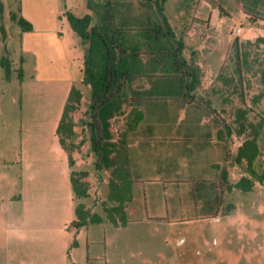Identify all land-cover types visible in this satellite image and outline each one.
<instances>
[{"label":"rangeland","instance_id":"obj_1","mask_svg":"<svg viewBox=\"0 0 264 264\" xmlns=\"http://www.w3.org/2000/svg\"><path fill=\"white\" fill-rule=\"evenodd\" d=\"M20 1L0 0V27L5 30L4 39L0 31V56L6 54L3 42L10 58L18 52L22 30L10 19V13L17 12ZM113 1L121 11L128 9L127 13L152 12L150 0ZM23 6L36 30L44 29L40 19L56 12L60 15L50 36L36 40L41 43L42 59L52 60L51 75L31 80L26 72L23 88L18 81L9 86L12 91L24 92L23 128L26 133L31 130L27 145L37 148L42 172L36 177L38 184L32 185L27 229L20 224L25 208L9 205L6 216L14 222L7 233L0 231V264H264V182L253 178L244 163L234 161L238 146L252 136L250 125L256 126L264 118V44L256 42L257 37L264 36V0L248 9L242 0L164 3L169 23L185 42V57L199 67L200 85L190 104L164 98L142 105L144 119L135 130H127L124 115L111 119L110 131L118 142L116 164L129 168L125 159L129 152L131 164H135L130 177L132 199L124 205V216L117 210V225L108 220L106 211L113 205L104 182L110 173L96 168L85 124L90 88L81 82L83 46L63 15L66 9L79 15L89 12L86 0H23ZM34 33L35 37L40 35ZM19 66V62L11 66L14 77ZM72 85L81 90L82 98L71 113L75 135L65 141L76 162L73 168L87 172L82 178L88 191L83 205L90 213L79 228L71 223L76 219L74 213L68 216L67 185L70 193L72 190L69 184L63 188L52 148L56 137L52 122L57 113L59 120ZM141 85L148 86L143 80L132 83L133 87ZM33 107L35 132L28 124ZM239 109L245 110L241 133ZM12 110L11 155L21 135V119L17 134ZM188 123L196 127L189 128ZM256 130L259 155L253 168L260 174L264 168V125L256 126ZM223 169L230 184L241 176L251 177L252 189L228 191L220 178ZM195 187L197 197L192 198L190 192ZM228 205H232L229 210ZM93 211L100 222H90ZM16 215L20 220L14 219ZM21 235L25 240H20Z\"/></svg>","mask_w":264,"mask_h":264},{"label":"trees","instance_id":"obj_2","mask_svg":"<svg viewBox=\"0 0 264 264\" xmlns=\"http://www.w3.org/2000/svg\"><path fill=\"white\" fill-rule=\"evenodd\" d=\"M152 12L149 10L139 13H127L128 9L121 11L119 4L113 0L97 2L86 0L89 12L76 15L70 10H65L71 29L80 37L83 46V85L90 88V101L86 110L88 120L85 124L89 128L90 144L92 151L97 156L96 168H111L109 179V200L113 197L118 202L115 207L107 208V218L117 225L114 215L117 210L125 215V203L130 202L131 179L123 165H117L110 155L117 143L112 141L110 121L116 115H124L127 130H135L144 119L142 105L150 100L157 101L164 98H175L185 104H190L196 98L195 91L200 85L199 67L191 63L184 54L185 42L177 37L173 27L169 23L164 12L166 0H150ZM249 8H256L261 0H242ZM149 3V2H148ZM2 4H0V13ZM17 12L10 13V19L15 22L22 31H31L32 24ZM1 36L5 37L3 26L0 27ZM256 42L264 44V36L256 38ZM4 47V52H5ZM238 55V53L236 52ZM0 65L3 68L4 78L11 75V64L2 55ZM239 68L235 72L239 74ZM22 69L18 68L17 79L22 80ZM261 79L264 82V70L261 71ZM143 80V85L133 87L132 83ZM140 88V89H139ZM81 90L72 85L69 89L61 116L56 128V135L62 149L67 152L68 164L71 167L70 182L75 200L88 196L86 182L82 181L87 175L86 171L72 169L74 160L66 147V138L75 135L71 113L81 103ZM129 107L125 111L124 107ZM237 115L240 130L244 126L245 110L239 109ZM264 125L262 118L256 126ZM252 136L246 138L238 146L234 161L236 164H245L249 174L260 183L264 182V168L257 174L253 168V162L259 155L257 143L258 131L255 125H250ZM225 128L228 131V126ZM229 132V131H228ZM220 134V132H219ZM71 149V148H70ZM115 162V163H114ZM228 172L223 169L220 178L228 191L233 188L244 192L250 191L254 180L251 177L241 176L233 184L228 183ZM198 187V186H197ZM195 191H191L192 198L197 197ZM203 185L200 190L203 189ZM205 205L208 201L204 202ZM232 205H228V210ZM214 214V213H213ZM75 216L71 223L75 228L86 224L90 217L83 203L75 205ZM90 221H98L97 215H92ZM76 245L74 241L72 246Z\"/></svg>","mask_w":264,"mask_h":264},{"label":"crops","instance_id":"obj_3","mask_svg":"<svg viewBox=\"0 0 264 264\" xmlns=\"http://www.w3.org/2000/svg\"><path fill=\"white\" fill-rule=\"evenodd\" d=\"M67 7L69 8V6ZM70 11L76 15H79L75 13V11H72V10ZM19 13L22 17H24L25 19H28L31 22L32 30L19 32L20 41L17 45L18 52L14 54V58H10V55L8 56L9 50L7 48V45L4 44V42H3L2 48L4 50V47H5V50H6L5 57L9 60L11 66L13 65V63L19 62V65H20L19 67H21L22 69V75H23L22 80L19 81L17 79V75L15 76L16 78L14 77V75L12 74V68H11L10 78L5 79L3 68L0 65V70H1L0 71V231L1 233L3 232L7 233L11 229L10 224L14 222V220H10V218L6 216V214H8L7 210L9 209V205H12V204L13 205L19 204L25 208L23 212L24 216L23 218H21L23 223L20 222V224L21 225L23 224L22 226L24 227V229H27L30 223L27 221L28 218L26 216V213H27L26 211H27V208L31 207V199L33 197L31 195V192L33 190L32 185L34 182L37 183L36 177H38L40 172H42L40 168L41 158H38L39 163L37 161V155H36L37 148L35 147V145L34 146L27 145L26 137L28 134H30L31 130H28L26 133L25 126L23 128V122L25 123V118H26V116H24V113H23L25 109V106L23 104V99H22L24 96V92L18 91L17 89L12 91L9 86L11 82L18 81L20 88H23L24 86L23 84L25 82V77H26V72H28V77L31 80H36L37 78L48 77L49 75H51L52 60L50 58L46 60L45 62L42 59L41 57L42 52L40 50L41 48L40 41H43L44 37L48 35L50 36L51 31L55 27L56 19L60 15L59 12H56L50 15L48 18L40 19V24L44 26V29L40 27L36 30V26L34 22L31 20L30 16H27V14L24 13L23 0L20 1ZM35 31L38 32L37 34H40L38 35V37L34 36ZM39 38H40V41L39 42L36 41V40H39ZM28 56L30 57L27 58ZM1 57L2 56H0V58ZM12 107H13L12 111L14 112L13 122L15 123V129L17 131V134H18L17 121L19 117L21 119L20 141L19 142L16 141L14 145V149H13L15 154L13 155L10 154V141H9V138H10V128L9 127H10ZM57 114H56V117H54V120L52 122L53 129L55 130V136H56L55 141L52 144L53 145L52 148L54 151V157H55L54 161L56 163L54 166H55V169L59 168V173L61 175L63 188L65 187V184H69L72 190L71 182H70L71 167L68 164L67 155L65 154V151L62 149L59 143L58 137L56 135V128L59 122ZM30 116H33V117L31 118ZM29 117H30L29 118L30 123L28 124L33 126V131L35 132L34 129L36 128V123L31 124L32 121L33 122L37 121L36 111L34 107H33L32 114H30ZM38 124H39L38 128L40 130V122ZM176 124H178V122ZM188 126H190L189 128L196 127V125H190V123H188ZM112 141L118 144V142H116V140L113 138H112ZM19 143L20 145L17 148V145ZM116 149H117V146L113 148L114 152L110 155L113 161H115ZM72 158L74 160V157ZM125 159H126V163L127 164L129 163V168L128 166L127 168L126 167L125 168L127 170V173L130 175V177H132L131 169H132V166L133 168H135V164L133 165L131 164L132 155L130 152ZM96 161H97V156H96ZM74 165H76L75 161H74ZM95 166H96V162H95ZM73 167L72 169H74ZM99 169H104L105 171L108 170L109 173L111 170V168L107 169L103 165H101V168ZM109 179H110V175H109V178L106 181H104L105 184L107 183L108 188H109ZM65 190H66V187H65ZM108 195H109V189H108ZM66 198L69 199L68 200L69 203L66 206V210L68 212V216L72 217L73 213L75 215L76 200L74 198L73 191L72 193H70L68 189V185H67ZM84 199L85 198H83L80 201L83 204H84ZM110 202L113 203V205L109 206L108 208L115 207L118 204V202L115 200L114 197L112 200H110ZM92 213L95 214L96 212L93 211ZM95 215H97L98 221H93V222H100L99 221L100 216L98 214H95ZM114 217L116 218V215H114ZM17 218L18 217L16 215L14 219L16 220ZM17 220H20V219L18 218ZM12 230L19 231L20 229L18 227H13ZM20 240H25V236L21 235ZM68 250L72 251L71 248H69ZM14 251H21V250L15 249Z\"/></svg>","mask_w":264,"mask_h":264}]
</instances>
